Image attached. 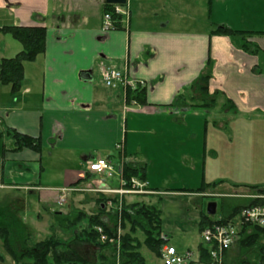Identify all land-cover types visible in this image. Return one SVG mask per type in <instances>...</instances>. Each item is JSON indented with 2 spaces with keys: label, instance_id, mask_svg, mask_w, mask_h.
Returning a JSON list of instances; mask_svg holds the SVG:
<instances>
[{
  "label": "crops",
  "instance_id": "crops-1",
  "mask_svg": "<svg viewBox=\"0 0 264 264\" xmlns=\"http://www.w3.org/2000/svg\"><path fill=\"white\" fill-rule=\"evenodd\" d=\"M64 1L63 9H54V31L36 23L18 24L45 26L46 47L41 82L18 93L11 90L13 100L0 105V210L6 204L13 211H0L2 222L9 214L19 224L29 225L36 199L48 208L59 205L56 210L52 207L53 216L67 218L68 194L64 204L59 202L65 187L76 190L71 192L72 204L90 206L96 214L99 198L121 188L119 168L126 160L146 164V187L156 191L140 200L150 201L158 192L170 191L182 176L186 187L181 192L221 199L237 198L240 192H248L238 186L257 183L226 175V169L240 170L239 160L229 156L228 148L236 136H242L243 128L251 129L252 124L264 128V0H153L158 6L150 9L151 17L145 15L147 0H128L127 13L120 18L122 26L110 30L103 27L102 2ZM90 7L94 9L89 11ZM0 10L4 11L2 0ZM188 12L190 18L184 14ZM97 14L100 18L92 23ZM212 22L248 33L245 37L212 34ZM98 34L102 49L95 43ZM0 35L3 42L7 34ZM5 54L1 52L0 59L7 58ZM102 67L144 82L147 102L129 103L121 82L115 86L104 82ZM202 74L210 75V91L218 92L215 105L183 108L173 104L181 94L190 95ZM1 89L0 96L8 93ZM219 105H229L235 115L210 120L208 110H203ZM240 115L250 118L242 127L235 119ZM13 129L40 138L43 151L7 150L8 131ZM219 140H229L224 144L225 168L215 147ZM119 142H123L122 150L116 148ZM96 157L112 161L115 181L88 169ZM211 170L221 175L214 177ZM204 184L210 187L203 192ZM136 196L125 199L137 200ZM26 233L31 235L29 230Z\"/></svg>",
  "mask_w": 264,
  "mask_h": 264
},
{
  "label": "trees",
  "instance_id": "trees-1",
  "mask_svg": "<svg viewBox=\"0 0 264 264\" xmlns=\"http://www.w3.org/2000/svg\"><path fill=\"white\" fill-rule=\"evenodd\" d=\"M211 2V0H209ZM105 13L112 10V6L106 4L104 6ZM114 27L120 28V16L113 15ZM211 33L226 36H243L248 32L237 31L226 24H215L212 22ZM46 27L45 26H0V33L10 34L19 40L23 49L14 57L0 59V83L9 85L13 93H18L23 88L25 79V63L35 61L37 57L44 53L46 47ZM211 77L208 74H202L192 85L190 95L187 93L178 96L174 103L178 107H201L207 108L214 106L216 103V95L218 92L210 91ZM128 100L131 103L136 101L139 104H145L146 88L137 87L128 90ZM193 109V108H189ZM8 135L11 138V144L6 147L7 150L19 151L22 149H30L41 153L43 144L40 138L18 132L17 130H9ZM123 177L127 187H131L132 179H139L145 182L146 164L139 161L126 160L123 164ZM78 181L75 185H78ZM210 184H204L200 188L205 191ZM246 191H263V187L238 186ZM239 189V188H238ZM137 196H146L140 194ZM109 200L113 202V207L109 208L106 204ZM245 205L232 208L230 214L225 219L230 218L239 212ZM100 211L89 216L88 224L85 227H77L78 220L85 215L84 211H80V215L74 221L62 219L60 215L54 214L55 220L68 222L69 230L72 228L71 235H60L59 227L62 224L52 222L50 225L51 234L41 241L35 242L33 245L25 242H13L12 232L8 226H0V239L6 252L13 257L14 263L8 262L4 254L0 253V264H116L118 254L121 264H147L146 257L141 252L143 245L157 256L160 254L162 246L168 242L162 233L161 209L150 203L148 200H127L123 198L122 202L119 195L114 197L105 195L99 198ZM119 207H121L120 210ZM116 208V211L113 209ZM103 214L112 215L111 218L105 219ZM61 218V219H60ZM213 218L204 214L199 220V228H204L207 224L213 223ZM59 224V225H58ZM97 226H101L109 237H114L113 243L107 241L101 242ZM121 228L122 234L118 236V229ZM141 232L145 235L142 242L137 233ZM244 236V235H243ZM264 238V229L256 228L253 233L245 235L235 250H231L229 257L230 264H248L245 255L240 254L241 248L247 251L256 252L261 256L264 246L261 244ZM120 239L119 243L117 240ZM87 243L92 250L99 251L98 259L92 261L89 255L84 254V249L79 246L80 243ZM204 249V259H208L207 250ZM88 251V250H87Z\"/></svg>",
  "mask_w": 264,
  "mask_h": 264
},
{
  "label": "rangeland",
  "instance_id": "rangeland-1",
  "mask_svg": "<svg viewBox=\"0 0 264 264\" xmlns=\"http://www.w3.org/2000/svg\"><path fill=\"white\" fill-rule=\"evenodd\" d=\"M6 1V0H5ZM10 2V8H8V3ZM64 0H9L4 3L2 0V4L4 7V11L0 10V25H18L19 21H23L24 24L26 23H36L37 25H45L48 28V31H54L56 28H53V24L55 23V13L54 9L57 8L61 10L64 8ZM135 0H133V3ZM83 6V3H80ZM146 6L149 10L146 11L145 15L151 17L150 9L152 7L158 6V3L153 0H147ZM7 7V8H6ZM74 8H77V5H73ZM86 7V6H85ZM126 8V6H124ZM88 8V7H87ZM94 8L89 9L93 10ZM100 11V15H101ZM185 15H189L188 18L191 17V13H184ZM98 15V14H97ZM100 15L92 16V23L98 21ZM195 22H197V14H195ZM128 25V22H126ZM215 23V22H214ZM212 24V23H211ZM218 24V23H216ZM214 27V25H211ZM0 35V53L6 51L7 58L16 56L22 49V43L12 37V35L7 34L4 37V41L2 42V38ZM101 35L95 36V43L97 44V49H102L103 42L99 40ZM73 38H70L72 40ZM6 42V43H5ZM8 44V45H7ZM5 46L7 49L5 50ZM42 56L39 55V58L36 61H28L25 63V80L23 83V90L24 87L27 85L36 86L38 85L39 81L41 82V73L43 71V63H42ZM1 58V55H0ZM96 71L99 73V79L101 78V68L99 65L95 67ZM0 86H3L0 84ZM5 88L4 90H8L3 96H0V105L3 106L5 101H12V94L10 86L9 87H0ZM22 90V91H23ZM10 94V95H9ZM208 110L210 120H219L229 118V116L235 115V111L233 108H230L229 105H219L216 108L205 109L203 111ZM236 122L239 127H242L241 124H245L250 120L247 116H237ZM251 129H248L246 126L243 128L242 136H236V140L233 144H231L228 148L229 156L238 159L241 167L239 166V172L235 173L230 170V166L226 169V175H235L237 174V179L249 180L252 182L257 181L256 184H248L250 187H261L264 185V128L258 125H251ZM217 137L219 138V133H217ZM220 139V138H219ZM243 139V142L239 141ZM9 141L11 139L9 138ZM228 141L227 142L228 144ZM224 141L219 140L217 142V146H215L219 151H221V162L224 164L226 152ZM223 143V144H222ZM11 144V143H10ZM220 147V148H219ZM228 159L232 160L230 157ZM227 159V160H228ZM56 165H59L56 163ZM225 168V164L223 166ZM215 176H220L221 172H217L215 170H211ZM223 173H225L223 171ZM228 173V174H227ZM225 178V176H223ZM185 176L181 177L180 182L174 183L176 186L170 188L171 190L168 192H159L158 197H150V203L157 205L161 209V218H162V233L165 238L168 240V243L174 245L178 248L180 252H184L187 249H191L196 251L198 246L201 242V234L199 231L198 223L200 218L207 213V207L210 201L212 200H219L218 204V211L216 217L221 215L228 216L234 207H238L240 205H247L251 202L249 198H241V197H224V198H216L211 195L202 196L200 194H189L186 192H181L184 190L186 186H184ZM111 181H115L116 177L109 178ZM250 193V191L245 192ZM74 195L72 193H68V201L67 197H65V201L68 202L67 204V218L61 217L62 219H67L69 221H75L78 216L80 215V211H84L85 215L82 216L78 222L77 227H85L88 224L89 216L93 213L90 206H78L77 201H73L74 204L71 203L72 198ZM136 198H141L140 196H136ZM64 201V202H65ZM64 204V203H63ZM7 208L3 207L1 212H5V209L8 210V213L12 214V205H6ZM78 206V207H77ZM9 207V209H8ZM42 205L36 199L33 204V212L31 213L30 223L27 226H23L18 223L17 220L12 218L9 214L6 217V222H2L0 218V226L2 223H5L12 232L17 230V233L12 235L13 242H25V238L30 237L28 241L29 245H33L37 241H41L45 239L47 236L51 234V221L62 224L59 227L60 235L68 234L71 235L72 228L69 230L68 222L62 220H55L53 213L54 210L52 207L59 209V205L52 204V206ZM66 207V206H65ZM50 213V215H49ZM39 214L43 216L45 219L40 220ZM52 214V216H51ZM54 220H53V219ZM60 218V219H61ZM238 218V216H236ZM50 220V224L48 221ZM42 221V222H41ZM59 225V224H58ZM29 230L31 235H27L26 231ZM139 239L143 242L145 235L141 232L137 233ZM264 243V239H262L261 244ZM84 251V254L89 255L90 259L94 262L98 259L99 251L91 250L88 247L87 243H80V245ZM88 250V251H87ZM141 252L146 257L147 264H163L162 260L157 256L154 252L150 251L145 245H143ZM243 252L248 255L250 258L255 257L254 252L247 251L243 249ZM0 253L4 254L6 260L8 262L14 263L13 257L6 252L3 246V241L0 239Z\"/></svg>",
  "mask_w": 264,
  "mask_h": 264
},
{
  "label": "built area",
  "instance_id": "built-area-1",
  "mask_svg": "<svg viewBox=\"0 0 264 264\" xmlns=\"http://www.w3.org/2000/svg\"><path fill=\"white\" fill-rule=\"evenodd\" d=\"M122 13L123 10L119 6H115L113 12L105 14V29L113 27V14L119 15ZM102 78L108 86H115L116 82L119 81L124 85L126 90L128 88H136L139 84L129 79L126 74L106 67H102ZM117 148L122 149L123 142L118 143ZM88 168L92 172L105 174L108 177L112 176L115 171L112 162L102 157H97L89 161ZM121 184V189L115 191L120 195L152 192L146 190L145 184L138 179H132L131 187H127L121 175ZM67 191H69L68 188L63 189L64 195ZM64 197H62V201ZM242 197H249L252 203L239 210L236 215L238 218L233 216L229 219H219L211 224H207L201 230L202 240L196 251L187 249L184 252H180L174 245L164 244L160 249L159 255L163 264H230L229 257L227 256L231 250H235L240 240L245 235L253 233L256 228L264 229V192H255L250 195H242ZM109 204L111 205L112 202L110 201ZM120 209L121 207H119L118 210ZM96 230L99 233L101 242L105 243L109 241L113 243L115 241V238L109 237L101 226H97ZM120 235L121 228L118 229V236L120 237ZM119 240L120 239L117 240L118 243ZM202 245L205 246L207 250V260L204 259V249ZM243 249L244 248L240 250V254L246 256L249 261L248 264H264V249L261 256H258L254 250L255 257L253 258L246 255ZM116 264H121L119 258Z\"/></svg>",
  "mask_w": 264,
  "mask_h": 264
},
{
  "label": "water",
  "instance_id": "water-1",
  "mask_svg": "<svg viewBox=\"0 0 264 264\" xmlns=\"http://www.w3.org/2000/svg\"><path fill=\"white\" fill-rule=\"evenodd\" d=\"M103 4H110V5H121L124 6L128 4V0H100ZM88 77V76H87ZM218 204L219 202L216 200H212L209 202L207 207V214L210 216H215L218 211Z\"/></svg>",
  "mask_w": 264,
  "mask_h": 264
},
{
  "label": "flooded vegetation",
  "instance_id": "flooded-vegetation-1",
  "mask_svg": "<svg viewBox=\"0 0 264 264\" xmlns=\"http://www.w3.org/2000/svg\"><path fill=\"white\" fill-rule=\"evenodd\" d=\"M93 1H94V2H95V1H97V2H98V1H100V0H93ZM100 2H101V1H100ZM102 4H103V3H102ZM113 29H115V27H114Z\"/></svg>",
  "mask_w": 264,
  "mask_h": 264
}]
</instances>
